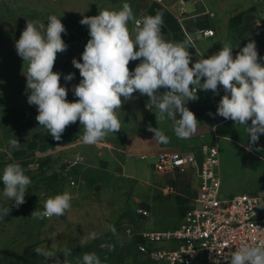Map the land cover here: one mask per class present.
Masks as SVG:
<instances>
[{
    "label": "clouds",
    "instance_id": "9594fccd",
    "mask_svg": "<svg viewBox=\"0 0 264 264\" xmlns=\"http://www.w3.org/2000/svg\"><path fill=\"white\" fill-rule=\"evenodd\" d=\"M129 22L134 24L131 31ZM80 23L88 26L90 38L81 54L82 62L75 57L72 60L81 76L79 83L72 86L73 94L78 98L75 101H68V89L60 84L61 74L53 71L57 53L68 48L62 39V33L66 34L67 29L60 17L50 14L47 24L28 20L15 42L17 54L28 62L24 72L26 89L30 93L27 102L37 107L39 126L54 140L59 141L66 128L79 120L83 125L81 142L86 145L104 142L109 133L121 130L117 111L133 98L135 92L148 97L147 109L158 110L157 121L167 117L173 121L177 137L189 139L197 132L199 121L187 107V102L197 98L193 95L197 89L219 94V86L223 87L224 95L215 115L244 127L250 145L256 144L259 136L264 134V64L259 62L261 58L254 40L249 39L235 57L231 42L224 41L219 51L207 57L201 53L193 63L189 48H195L194 42L191 38L181 42L166 40L161 30L162 12L137 20L131 5L124 2L117 10L103 9L97 15L84 16ZM136 47L138 50H134ZM136 60L140 62L130 71V61ZM73 79L74 73L64 76L65 81ZM161 88L165 91L161 92ZM209 115L214 114L209 112ZM147 131L154 133L158 142H169L157 127L149 124ZM19 144L17 139L9 140L13 149H18ZM256 150L261 149L257 147ZM8 155L11 158V152ZM0 180L5 198L14 201L17 208L25 203L32 181L18 162L8 163ZM72 198L68 191L49 196L43 210L35 209L31 216L34 219L63 216L70 210ZM9 212V207L0 209V219ZM108 230L116 233L113 225H109ZM99 235L90 232L82 239L81 246ZM71 251L62 249L61 259L45 247L34 249L50 264H70ZM225 259L229 264H264V242L242 244ZM82 261L83 264H101L95 252L84 253Z\"/></svg>",
    "mask_w": 264,
    "mask_h": 264
},
{
    "label": "rangeland",
    "instance_id": "374dc122",
    "mask_svg": "<svg viewBox=\"0 0 264 264\" xmlns=\"http://www.w3.org/2000/svg\"><path fill=\"white\" fill-rule=\"evenodd\" d=\"M25 1L29 0H0V174L8 163L18 162L32 181L27 188L25 203L17 209H10L8 216L0 219V264H50L43 256L34 252L37 246L56 252L61 259V250L71 249V255L68 257L70 264H83L82 256L86 252H95L101 264H162L140 254L127 231L129 223H140L135 215L137 205L141 203L137 198L140 189L134 181L118 183L108 192L92 190L90 197L76 198V204H71L70 210L63 216H53L50 219H34L31 216L35 209L43 210L47 197L62 193L65 188L73 186L69 182L76 181L83 167L99 161L102 155L97 152L103 145H86L81 142L83 125H80L79 120L66 128L59 141L37 139V135L45 129L41 128L36 120L37 107L27 102L30 93L26 89L24 72L27 71L28 62L23 61L17 54L15 42L28 20L47 24L50 14L60 17L67 29L66 34L62 33V39L68 48L63 53H57L53 71L61 74L60 84L67 87L69 100L72 94L71 81H65L64 76L73 72L80 73L73 66L72 60L74 57L77 60L82 59L81 54L90 38L76 26L84 16L93 14H72L70 0H64L62 13L56 9L25 8ZM33 1L38 3L40 0ZM235 1L239 5H245L246 1L251 2ZM253 5L255 6L245 9L242 14L246 17L245 28L240 31L238 38L242 44L241 48L249 39L254 40L259 58L264 60V0H257ZM77 77L79 78L80 74ZM123 111H117L119 119ZM241 128L244 129L242 126ZM11 139L20 142L18 149L10 147ZM262 139L259 137L256 144H247L255 153L248 151L245 146L240 147L232 140H220L221 169L229 192L245 187L252 190L260 187L259 191L264 189ZM237 140L246 141L241 137ZM257 147L261 150L257 151ZM76 154L82 155L84 161L66 169L65 160ZM97 186L99 184L93 189L96 190ZM9 202L10 199L3 196V183L0 180V209L9 207ZM123 215L128 217V224L115 223V220ZM92 219L99 223L95 232L98 231L100 235L81 246L82 239L94 226L93 223H82L81 229L75 222H87ZM109 225L115 227V234L108 230Z\"/></svg>",
    "mask_w": 264,
    "mask_h": 264
},
{
    "label": "crops",
    "instance_id": "0c3cea01",
    "mask_svg": "<svg viewBox=\"0 0 264 264\" xmlns=\"http://www.w3.org/2000/svg\"><path fill=\"white\" fill-rule=\"evenodd\" d=\"M72 14L74 15H97L100 10H117L124 2L131 5L133 13L141 19L145 15H155L158 11L163 13L162 33L166 40L181 42L186 39L180 22L186 31L193 33L199 28H212L214 34L205 36L194 41L195 48L190 47L189 52L194 63L198 56L203 53L205 57L219 51L224 41H230L233 46V57L241 50V41L238 34L245 28L246 17L242 16L244 10L254 7L257 0L246 1L245 5H239L235 0H70ZM64 0H40L38 3L33 0L25 1V8H47L64 12ZM27 6V7H26ZM182 18V20H181ZM79 25L76 28L84 31L88 37L89 29L87 25ZM130 31L134 24L129 22ZM134 36V32H133ZM134 50H138L136 47ZM82 62V59H80ZM139 60L130 61L128 67L133 71ZM192 65L190 64V67ZM74 73V79L70 82V87L76 85L81 80L80 73ZM203 83V78L201 79ZM72 91V90H71ZM161 92L165 91L161 88ZM195 100H189L187 107L195 113L199 121L198 130L189 139H180L173 130V121L167 117L162 121H157L158 110H149L145 107L148 97L141 96L138 92L133 94V98L124 102L120 115L121 130L117 133H109L98 154L100 160L88 163L78 174L76 183L63 190L72 194L71 204H76V198L90 197L92 190L108 192L114 185L123 183L126 180L136 182L139 187L137 198L140 202L137 206L147 211L145 215L135 211V222L128 226H134L139 230L170 229L180 224L185 210L192 203L199 191V178L193 168L183 171L159 173L154 168V162L162 151H195L198 159L201 158L200 148L205 143H217L222 139L232 140L240 147L249 150L250 137L245 128L235 125L232 120H225L219 115H215L218 103L223 96L214 94L212 91L197 89ZM78 99L72 91L69 102ZM213 113V116L209 115ZM119 116V115H118ZM179 118V114H177ZM151 124L163 131L169 138L168 143H160L154 138V133L147 131V126ZM251 124V121H248ZM245 138L246 141H239L237 138ZM264 140V134H261ZM39 141L53 139L46 130L37 135ZM220 158V157H219ZM263 158V157H261ZM222 162L219 163V173L221 179L220 195L231 197L240 193H264V189L245 187L229 192L226 187L225 176L222 173ZM99 184V190H94ZM262 188V187H261ZM258 190V191H257ZM96 197V195L94 196ZM93 221V222H92ZM126 216H121L115 220L117 224H128ZM82 223H93L90 228L93 232L98 229V222L95 219L87 222L77 220L75 224L82 228ZM80 229V228H78ZM92 229V230H91ZM98 232V231H97Z\"/></svg>",
    "mask_w": 264,
    "mask_h": 264
},
{
    "label": "built area",
    "instance_id": "2783aa9c",
    "mask_svg": "<svg viewBox=\"0 0 264 264\" xmlns=\"http://www.w3.org/2000/svg\"><path fill=\"white\" fill-rule=\"evenodd\" d=\"M180 24L186 38L193 42L214 34L212 28H199L190 33ZM259 62L264 64V60ZM219 91L224 95L222 86ZM199 153L200 159L195 151H162L154 162L159 173L193 168L199 178L198 194L185 210L180 224L162 230L127 228L136 250L156 263L229 264L225 258L242 244L264 242V193L221 196L217 143L203 144ZM83 161L84 157L76 154L65 160L66 169ZM69 183L73 185L75 181ZM9 208L17 209L14 201L10 200ZM136 212L147 213L142 207H137Z\"/></svg>",
    "mask_w": 264,
    "mask_h": 264
},
{
    "label": "water",
    "instance_id": "95a60500",
    "mask_svg": "<svg viewBox=\"0 0 264 264\" xmlns=\"http://www.w3.org/2000/svg\"><path fill=\"white\" fill-rule=\"evenodd\" d=\"M100 188V186H97L95 189L97 190V189H99Z\"/></svg>",
    "mask_w": 264,
    "mask_h": 264
},
{
    "label": "trees",
    "instance_id": "16d2710c",
    "mask_svg": "<svg viewBox=\"0 0 264 264\" xmlns=\"http://www.w3.org/2000/svg\"><path fill=\"white\" fill-rule=\"evenodd\" d=\"M63 135V134H62ZM133 242V241H132ZM134 244V243H133Z\"/></svg>",
    "mask_w": 264,
    "mask_h": 264
}]
</instances>
